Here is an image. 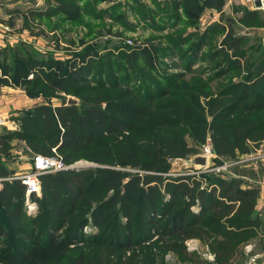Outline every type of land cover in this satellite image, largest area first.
Listing matches in <instances>:
<instances>
[{"label":"trees","instance_id":"obj_1","mask_svg":"<svg viewBox=\"0 0 264 264\" xmlns=\"http://www.w3.org/2000/svg\"><path fill=\"white\" fill-rule=\"evenodd\" d=\"M193 1L186 0V7L196 9ZM223 5V0L209 3L217 11ZM239 10L244 24L259 13ZM29 13L40 17L46 12ZM243 44L228 29L221 46L208 53V59L219 60L215 75L188 81L169 76L144 92L126 81L104 83L91 77V47L64 62L12 54L13 67L0 65V87L11 80L46 103L19 118L24 130L19 138L34 154L50 157L54 149L66 166L83 159L96 167L41 176L40 197L30 196L37 204L34 217L24 210L20 181L2 182L0 264H169L163 261L167 252L178 254L182 263H194L197 258L184 252L189 238L209 242L215 264H230L234 256L244 259L242 246L264 235V221L256 211L257 189L232 179L220 181L215 194L214 189L200 188L193 177L160 175L167 170V159L197 153L187 147L185 135L197 146L208 140L220 163L248 154L249 143L264 140V50L246 54ZM168 48L161 54L167 56ZM131 52L134 61L136 51ZM54 70L59 74L55 79ZM215 76L229 78L217 81L213 89ZM57 94L75 97L78 103L66 104L59 97L61 104L52 107L50 100ZM13 136L18 133L5 132L0 143ZM11 174L0 165V178ZM9 226L25 239L15 238ZM87 226L90 231H84ZM154 237L157 241L150 242Z\"/></svg>","mask_w":264,"mask_h":264},{"label":"rangeland","instance_id":"obj_2","mask_svg":"<svg viewBox=\"0 0 264 264\" xmlns=\"http://www.w3.org/2000/svg\"><path fill=\"white\" fill-rule=\"evenodd\" d=\"M68 1L70 4L67 0H0V65L13 67L11 56L16 51L22 52L24 57H32L31 60L51 59L64 62L75 53L91 47L95 49L90 62L91 77L104 83L126 81L133 89L144 92L152 90L162 79L169 76L180 75L181 79L188 81L193 76L208 79L211 74L215 75L219 60L208 59V53L221 46L228 29L233 31V37L243 39L242 48L246 54L256 55L254 51L258 47L264 50V12L257 13L254 20L244 24L240 21L243 17L239 10V7L242 8L240 0H223L224 5L220 11L209 7L210 0H194L196 9L187 8L186 0ZM29 12L46 13L44 16L35 17ZM166 47L170 50L167 56L161 54V49ZM134 50L137 57L132 61L130 54ZM146 53L150 54L146 56ZM228 53L231 54V51ZM188 63L191 64L190 71H186ZM57 73L54 70L53 79L59 75ZM33 75L34 73L28 74L26 79L30 81ZM228 78L229 76H215L216 80L212 79L211 87L214 89L217 81ZM231 79L235 81L237 77L233 76ZM57 95L58 97L50 100L52 107L59 106L62 99H65L66 104H71L69 101L78 103L75 97ZM25 98L30 104L24 106L19 102L17 105V101ZM45 104L42 97L30 96L26 87L13 84L11 80L10 84L0 87V109H7L5 116L0 114V120H3L0 135L5 132L18 133V136H13L5 145L0 143V165L12 173L6 178L32 171L34 157L42 156L34 154L25 140L19 138L24 131L20 129L19 118L34 106ZM184 139L187 147L195 149L197 153L185 158L167 159V170L160 175L163 179L193 177L192 180L196 179L201 183L200 188L209 187L208 190L214 189L215 194L219 193L220 181L229 183L232 179H237L243 181L244 185L246 180L239 175V171L252 168L264 153V140L254 145L249 143L251 152L239 155L235 160L223 159V163H220L212 148L215 158L208 160V167H201L195 163V159L201 157L210 142L206 140L204 144L197 146L189 135H185ZM70 167L77 171L94 168L96 165L80 159ZM110 168L144 174L130 167ZM216 168H221L220 172ZM192 180L187 182L192 183ZM257 185L264 186V179L258 181L255 186ZM24 208L28 217L37 214V209L28 211L25 204ZM193 208L197 210L196 207ZM259 209L256 211L263 220L264 211L262 207ZM258 226L262 228L261 222ZM85 230L90 231L91 227L87 226ZM9 231L15 238L25 239L13 226H9ZM155 239L156 237L152 238L150 242L157 241ZM189 239L198 240L197 252L186 251L185 243ZM189 239L183 245L186 255L192 254L197 258L194 263L191 261L192 264H210L201 257L204 251L202 247L205 244L210 246L209 242L198 238ZM210 251L214 253L211 248ZM241 251L244 259L234 256L232 260L238 258L243 264H264V235L252 238L242 246ZM165 255H169L166 261L169 264H191L182 263L176 253L167 252L164 258Z\"/></svg>","mask_w":264,"mask_h":264},{"label":"built area","instance_id":"obj_3","mask_svg":"<svg viewBox=\"0 0 264 264\" xmlns=\"http://www.w3.org/2000/svg\"><path fill=\"white\" fill-rule=\"evenodd\" d=\"M240 3L243 6L249 7L254 9L255 11L264 12V0H240ZM256 3L259 4V6H256ZM263 47H264V34L262 39ZM3 120H0V125H2ZM209 142V141H208ZM211 144H207V147L204 149V153L201 155L202 158L205 159V166L208 167V160H213L214 153L212 151ZM54 155L50 157L45 156H36L33 159V168L32 171L27 173H20L15 174L13 177L10 178H0V189L1 184L4 181H11V180H18L20 183L25 187V206L28 211L35 210L37 208V204L35 200H32L30 198L31 195H34L36 197H40L41 195V189H40V177L43 175L48 174H55L56 172L64 171L67 169H72L70 166H66L62 160V158L55 153V150H52ZM221 168H216L217 172H220ZM226 170V169H225ZM186 251L189 253L197 252V246L199 245L198 240H188L185 243ZM204 250L201 253V257L210 264L215 263V254L210 251L209 245L205 244L204 247H202ZM196 250V251H195ZM169 258V255H165V262Z\"/></svg>","mask_w":264,"mask_h":264},{"label":"crops","instance_id":"obj_4","mask_svg":"<svg viewBox=\"0 0 264 264\" xmlns=\"http://www.w3.org/2000/svg\"><path fill=\"white\" fill-rule=\"evenodd\" d=\"M241 6H242V8L244 7L250 11H255L252 8H249V7H246L243 5H241ZM259 13H263V12H259ZM19 102H20V104L23 103L24 106L27 104H30V101L26 98L23 99V101H21V100L17 101L16 102L17 105L19 104ZM0 114L2 116H5L7 114V109H5V107H3V109H0ZM252 166H253L252 168H245V169L239 171V175L242 176L243 178H245V180H246V181H244V186L247 188L253 187L254 184L256 185V183H258V181H260L261 179H264V153L261 155V158L256 161V164L252 165ZM255 185H254V187L258 191V199H257L256 209L258 210L259 207L260 208L262 207V209L264 211V186H261V185L255 186ZM231 260H232V258H231ZM231 260H230L231 264H243V261H240L238 258H236L235 260H232V261Z\"/></svg>","mask_w":264,"mask_h":264},{"label":"water","instance_id":"obj_5","mask_svg":"<svg viewBox=\"0 0 264 264\" xmlns=\"http://www.w3.org/2000/svg\"><path fill=\"white\" fill-rule=\"evenodd\" d=\"M256 6L258 7L259 4L256 3ZM69 103H73V102L72 101H69ZM195 163L198 164V165H200L201 167H203V166H205V163L206 162H205V159L204 158L199 157V158L195 159Z\"/></svg>","mask_w":264,"mask_h":264}]
</instances>
